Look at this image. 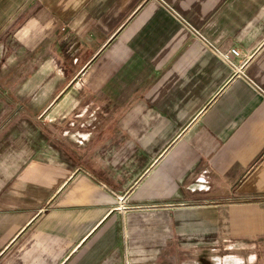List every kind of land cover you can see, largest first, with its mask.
Here are the masks:
<instances>
[{"label": "crops", "instance_id": "1", "mask_svg": "<svg viewBox=\"0 0 264 264\" xmlns=\"http://www.w3.org/2000/svg\"><path fill=\"white\" fill-rule=\"evenodd\" d=\"M149 233L264 264V0H0V264Z\"/></svg>", "mask_w": 264, "mask_h": 264}, {"label": "rangeland", "instance_id": "2", "mask_svg": "<svg viewBox=\"0 0 264 264\" xmlns=\"http://www.w3.org/2000/svg\"><path fill=\"white\" fill-rule=\"evenodd\" d=\"M48 131L41 128L38 136ZM52 131L54 136H59L60 130ZM218 248V241L204 239L158 242L156 234L149 233L146 241L144 237L143 242L134 239L128 247L118 248L116 254L102 264H236L225 263Z\"/></svg>", "mask_w": 264, "mask_h": 264}, {"label": "built area", "instance_id": "3", "mask_svg": "<svg viewBox=\"0 0 264 264\" xmlns=\"http://www.w3.org/2000/svg\"><path fill=\"white\" fill-rule=\"evenodd\" d=\"M222 56H223V58H225V60L229 63V64H231V65H233V60H232V58L233 57H239V55H240V52H239V50L238 49H235V48H232V49H230V50H228V51H226V52H224V53H220Z\"/></svg>", "mask_w": 264, "mask_h": 264}]
</instances>
